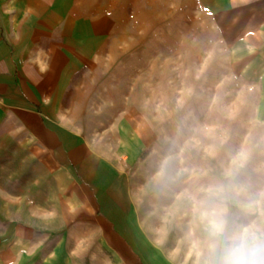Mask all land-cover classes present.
Listing matches in <instances>:
<instances>
[{
    "label": "rangeland",
    "instance_id": "rangeland-1",
    "mask_svg": "<svg viewBox=\"0 0 264 264\" xmlns=\"http://www.w3.org/2000/svg\"><path fill=\"white\" fill-rule=\"evenodd\" d=\"M97 1L100 32L64 75L68 117L59 121L117 167L149 264H207L209 208L264 235V124L254 117V84L232 64L220 13L200 0ZM4 145L0 221L13 220L19 189L23 220L35 211L39 223L52 220V160L14 153L13 139ZM13 166L21 186L8 179ZM101 262L110 264L104 251Z\"/></svg>",
    "mask_w": 264,
    "mask_h": 264
},
{
    "label": "crops",
    "instance_id": "crops-1",
    "mask_svg": "<svg viewBox=\"0 0 264 264\" xmlns=\"http://www.w3.org/2000/svg\"><path fill=\"white\" fill-rule=\"evenodd\" d=\"M200 1L228 27L232 64L254 84V117L264 124V0ZM101 9L97 0H0V152L9 138L14 153L50 158L55 204L45 210L52 220L39 223L37 211L23 220L20 189L14 193L13 220L0 221V264H101L103 251L110 264H149L117 167L59 121L68 117L60 108L64 75L88 56ZM5 169L1 163L0 218Z\"/></svg>",
    "mask_w": 264,
    "mask_h": 264
},
{
    "label": "clouds",
    "instance_id": "clouds-1",
    "mask_svg": "<svg viewBox=\"0 0 264 264\" xmlns=\"http://www.w3.org/2000/svg\"><path fill=\"white\" fill-rule=\"evenodd\" d=\"M211 236L207 264H264V235L244 225H229L222 211L204 213Z\"/></svg>",
    "mask_w": 264,
    "mask_h": 264
}]
</instances>
